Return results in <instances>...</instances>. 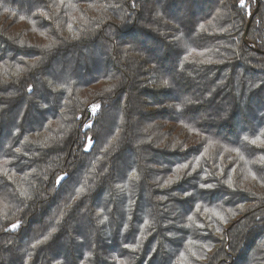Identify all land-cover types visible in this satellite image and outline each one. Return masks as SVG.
Listing matches in <instances>:
<instances>
[{
	"label": "trees",
	"instance_id": "1",
	"mask_svg": "<svg viewBox=\"0 0 264 264\" xmlns=\"http://www.w3.org/2000/svg\"><path fill=\"white\" fill-rule=\"evenodd\" d=\"M0 264H264V0H0Z\"/></svg>",
	"mask_w": 264,
	"mask_h": 264
},
{
	"label": "snow or ice",
	"instance_id": "2",
	"mask_svg": "<svg viewBox=\"0 0 264 264\" xmlns=\"http://www.w3.org/2000/svg\"><path fill=\"white\" fill-rule=\"evenodd\" d=\"M241 2L243 3V0H241ZM13 227H15V226H13Z\"/></svg>",
	"mask_w": 264,
	"mask_h": 264
}]
</instances>
